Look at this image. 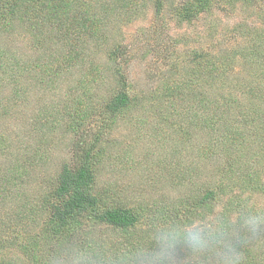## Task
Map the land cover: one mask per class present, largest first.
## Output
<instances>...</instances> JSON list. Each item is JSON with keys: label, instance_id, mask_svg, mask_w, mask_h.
Returning a JSON list of instances; mask_svg holds the SVG:
<instances>
[{"label": "rangeland", "instance_id": "rangeland-1", "mask_svg": "<svg viewBox=\"0 0 264 264\" xmlns=\"http://www.w3.org/2000/svg\"><path fill=\"white\" fill-rule=\"evenodd\" d=\"M85 1L91 13L107 16L103 35L83 41V61L64 67L57 77L58 70L49 74L28 66L23 71L18 67L26 65L25 61L34 56H43L47 61L48 52L62 49L58 44L60 36L44 35L45 38H40L41 45L34 47L26 35V30L31 28L23 21L5 28L13 31L0 30L3 53L20 62L0 79V184H4V177L9 175L1 168L5 163L11 167L23 163L29 156L38 158L37 149L47 156L40 157L38 167L33 166V171L30 167L28 175L13 181V186L1 197L0 219L6 216L7 224L3 225L5 232L0 235V247L4 249L14 244L15 239L9 241L14 230L20 232L22 228L36 227L47 215V206L39 207L36 198L51 185L60 165L64 161L69 163L73 152L78 150L76 146L71 149L74 136L66 125L70 119L66 114L69 106L77 100V107H94L111 92L116 80L109 51L122 44L128 48L120 56V63L127 72L128 88L135 95V102L118 116L113 129H98L104 120L103 116H98V120H94L95 130L82 136L88 143L99 134L97 147L104 149L93 186L100 194L101 205L131 207L133 211L142 207L143 216L134 229L122 230L101 225L86 214L85 222L82 217L77 227H67L64 240L56 244L59 258L50 253L55 264H95L97 249L104 250L110 257L116 247V264H120L117 256H130L128 264H144L133 255L137 253L133 243L140 241L144 227L147 237H156L165 229L163 226L173 221L175 214L182 212L190 201L187 198L199 189L198 184L221 182L222 177L226 182L227 171L243 176L264 159V145L257 144L264 143V101L250 98L237 89V85L242 81L247 83L245 79L250 76L240 72L236 62L240 61L239 53L231 56L233 48L257 45L251 40V34L253 30L264 33V0H210L207 8L195 11L190 18L182 17L180 11L188 0H159L158 13L153 0H132L131 5L113 0L111 9L106 12L100 8L105 0ZM260 48L264 50V41ZM200 52L209 56H230L233 60L229 71L212 76L203 73L202 84L195 90L201 86L207 89L211 82V91L219 99L216 108L221 110L225 103L232 104L223 113V123L231 124L229 134L234 129L245 134L240 146L226 139L220 120L191 122L193 113L198 112L197 99L183 83L189 70L195 68L194 59ZM229 78L233 80L228 82ZM173 84L179 86L172 93ZM221 93L223 98L226 94L228 101L223 100ZM44 109L53 112L56 119L53 129L46 133L34 123L36 113ZM217 135L221 137L215 139ZM203 145H210L213 152L203 151ZM228 160L234 164L232 170L227 168ZM22 204L33 208L30 218L14 215L17 209H24ZM206 217L207 213H203L190 219L197 224ZM84 234L97 244L84 249L87 244H83ZM174 260L168 259L166 264L180 263Z\"/></svg>", "mask_w": 264, "mask_h": 264}, {"label": "trees", "instance_id": "trees-1", "mask_svg": "<svg viewBox=\"0 0 264 264\" xmlns=\"http://www.w3.org/2000/svg\"><path fill=\"white\" fill-rule=\"evenodd\" d=\"M123 2L129 5L132 4V0H123ZM153 2L155 11L160 12L161 1L153 0ZM209 2L210 0H188L181 7L182 17L190 18L194 16L195 11L207 8L206 5ZM112 4L113 0H105L100 8L106 12L111 9ZM106 20L107 16L103 14L91 13L85 0H0V28H2L0 30L13 31L14 29L5 28L12 27L16 21H23L31 28L26 30V35L34 47L41 45L40 38H45L44 35L60 36L58 41V44L62 46L60 51L48 52V56L46 55L48 57L47 61L43 56H34L26 60V65L18 67V70L22 71L27 69V66L35 71L49 74H55L58 70L57 77L64 67L70 68L82 62L83 41L86 42L94 36L103 35L102 29ZM251 40L253 43H257L258 46L244 44L239 49L233 48L231 51V56L239 53L238 59L240 61L236 62L239 63L240 72L250 76V79H245L247 83L242 81L237 85V89L241 93H246L250 98H258L259 101H264V50L260 48L261 43L264 41V33L253 30ZM117 47L109 51L110 64L114 65L112 74L116 80L111 92L94 107L89 105L77 107V100H74L71 107L69 106L70 109L67 107L66 114L70 116V119L66 125L74 136L71 139L73 143L71 149L74 150L76 146L80 152L75 150L73 158L69 159L70 162L64 161L60 165L59 170L54 174L51 185L36 198L39 207L47 206V215L41 219L42 221L36 227L33 225L28 230L22 228L20 232L14 230L9 239V241L15 239L14 244L10 247L5 246L4 249L3 246L0 247L2 248L0 264H55L54 256L51 255L50 251L55 254L56 258H59V255L56 254V249H58L56 244L64 240L62 237L66 235L64 234L68 230L66 228L77 227L82 217L83 223L87 217H90L98 220L104 226L110 225L118 229L130 230L136 227L138 220L143 216L142 207L137 211H133L131 207L101 205L100 194L94 191L93 186L97 177V166L102 161L104 149L97 147L99 146V134L95 135L93 142L87 141L89 144L85 142L86 140L82 136V134L88 136L89 131L95 130L94 120H98V116L104 118L101 127L97 125L98 129H113L117 124L118 116L128 111L135 102V95H132L128 88L130 84L128 83L127 72L124 71L120 63V56H123L128 46L121 44ZM194 62L195 68L189 70L187 79L183 83V86L184 84H186V87L189 86L190 91L194 92V97L197 99L198 112L193 113L191 117L194 118V121L191 119V122L197 123L202 120L203 122H209L210 120L215 122L220 120L226 131V139L234 146H240L245 140V134L240 133L237 129L229 134L231 124L226 125V123H223V113L232 104L224 102L226 105L223 109L218 110L216 108L219 99L216 96L214 97V93L211 91V82L208 83L207 89L201 86L199 90H195L196 86H200L198 84H202L203 73L212 76L218 72L229 71L233 62L232 58L222 55L209 56L206 52H200L196 55ZM18 63H20L18 59L3 53L0 48V79L4 78L8 69L12 70L14 65H18ZM231 80L233 79L229 78L228 82ZM54 81L55 78L51 83H54ZM178 86V84H173L172 93L175 92ZM166 88L169 90V87ZM225 93L227 92L225 91ZM207 94H210V96ZM225 95L223 98L221 93L223 100L228 101ZM21 96L25 97V94H21ZM255 108L253 107V109ZM202 113L204 117L201 116ZM55 122L53 112L49 109L40 110L34 116L36 127L43 129L44 133L50 131V129L52 130ZM220 137L221 135H217L215 139ZM1 143L2 141H0ZM257 144L264 145L261 141ZM202 150L213 152L210 145H203ZM37 151L41 159L47 157L44 152L40 153L38 149ZM40 157L29 156L24 159L23 163L20 162L16 166L8 167L5 163V166L1 167L9 172L8 176H11H5V183L0 184V199L5 196L8 188L10 189L13 186L11 185L13 181L17 182L23 176L28 175L30 167H32L30 168L32 171L34 170L33 166L38 167L39 160L41 161ZM228 162L229 160L227 161V168L232 170L234 164L232 161ZM257 166L260 168L249 169L244 172L243 176H237L231 171H227L226 182L222 177L221 182H202L198 184L199 189H196L193 196L187 198L190 201L182 208V212L175 214L172 218L173 221L168 226L163 227L183 230L185 227L193 225L194 221L190 219L191 216L194 217L196 214L201 216L203 213H207L204 221L197 223L198 226L211 224L212 220H219L220 223L226 224L232 242L238 245L242 254V264H264V227L256 234H251L241 226V218L247 215L248 212L264 215V180L262 179L264 159L258 161ZM260 172H262V175H260ZM184 178L185 175L182 174V180ZM222 196L224 201H222ZM248 200L251 201L250 204L247 202ZM22 205L24 209H17L14 215L17 218H30L29 214L34 211L33 208L25 204ZM210 213L212 218L209 219ZM86 214L87 217H85ZM6 224L7 217L4 216L0 219V235L5 232L3 225ZM144 228L142 229L144 237H139L140 241L133 243L135 245L133 248L137 252L133 255L144 264H147L143 255L158 252L159 244L156 237L146 236ZM85 236L84 234L83 237ZM206 238L208 239V247L202 252L194 251L182 239L179 240L170 250L167 260L175 258L174 262H180L179 264H219V253L222 246L215 239ZM84 243H87L84 249L92 244H97L89 236L83 239ZM46 247L50 249L47 250ZM109 248H112V246L110 245ZM116 249L115 247L110 257L105 255L104 250L97 249V254H94V256L97 255V259L94 260L95 264L103 263V261L116 264ZM117 260L120 264H128L131 258L130 256H117Z\"/></svg>", "mask_w": 264, "mask_h": 264}, {"label": "clouds", "instance_id": "clouds-1", "mask_svg": "<svg viewBox=\"0 0 264 264\" xmlns=\"http://www.w3.org/2000/svg\"><path fill=\"white\" fill-rule=\"evenodd\" d=\"M241 219L243 228L251 234H256L264 227V215L248 212ZM206 237L215 239L222 246L219 253V264H242V254L238 245L232 242L228 226L220 223L219 220H213L211 224L203 226L193 224L183 230L177 228L161 229L156 235L159 251L155 254L142 255L147 264H166L170 250L179 240L182 239L194 251L202 252L208 247Z\"/></svg>", "mask_w": 264, "mask_h": 264}]
</instances>
